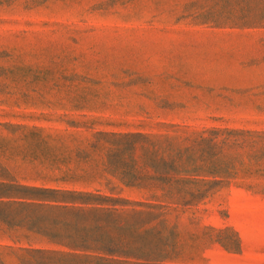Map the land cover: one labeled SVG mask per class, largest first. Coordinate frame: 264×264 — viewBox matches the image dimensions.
<instances>
[{
    "label": "rangeland",
    "instance_id": "rangeland-1",
    "mask_svg": "<svg viewBox=\"0 0 264 264\" xmlns=\"http://www.w3.org/2000/svg\"><path fill=\"white\" fill-rule=\"evenodd\" d=\"M0 264H264V0H0Z\"/></svg>",
    "mask_w": 264,
    "mask_h": 264
},
{
    "label": "trees",
    "instance_id": "trees-1",
    "mask_svg": "<svg viewBox=\"0 0 264 264\" xmlns=\"http://www.w3.org/2000/svg\"><path fill=\"white\" fill-rule=\"evenodd\" d=\"M38 190L41 193L39 200L43 201L40 203L41 205L57 206L62 209L76 210L77 212H108L109 215L115 214L120 210V208H98L95 206L84 208L80 205H76L78 202L83 204L92 203L91 200H95V198L102 196L91 191L62 190L55 188H39ZM103 229L104 226H96L94 229H85V231H103ZM86 234V238L82 241L58 242L59 245L67 248L65 250L58 251L43 249V251L68 254L72 256H83L86 258H100L102 260H107V257H105L104 254L116 255L125 252L121 247L122 245L119 246V243H114L113 239L105 240L103 234L100 236H95L91 232Z\"/></svg>",
    "mask_w": 264,
    "mask_h": 264
}]
</instances>
